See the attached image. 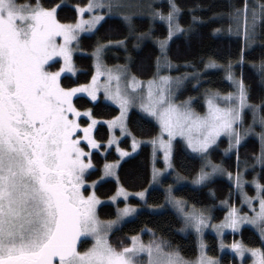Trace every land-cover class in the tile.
Instances as JSON below:
<instances>
[{"label": "snow or ice", "instance_id": "obj_1", "mask_svg": "<svg viewBox=\"0 0 264 264\" xmlns=\"http://www.w3.org/2000/svg\"><path fill=\"white\" fill-rule=\"evenodd\" d=\"M60 7L58 4L46 6L43 0H25L24 3L0 0V264H221L219 257L208 256L205 251L207 244L203 234L209 226L221 237L220 248H231L241 258L240 264H244L246 253L251 254V264H264V184L255 177L251 182L245 180L239 169L233 174L209 156L212 146L218 145L224 134L229 140L225 153L235 149L239 160L242 142L254 133L261 141V152L255 159L264 164V101L250 103L249 86L244 82L243 74L236 77L232 62H228L227 79L236 86V91L224 95L218 91H206L207 111L203 115L191 107L192 97L176 103L173 85L179 89L189 78L197 79L199 73H184L176 77L159 74L161 60L164 68L171 70L174 67L167 57L169 41L177 33L192 31V25L187 29L180 25L181 9L175 0H169L170 10L166 14L159 9L150 13L153 20L158 18L166 22L168 34L163 39L154 38L161 56L157 57V73L148 81L146 93L137 84L135 76L132 77L131 90L120 88V80L127 74V67L109 69L102 65L105 44H97L93 52L97 72L91 83L66 87L62 84V74H75L77 71L72 59L76 49L71 44L75 41L79 46L82 32L94 34L97 26L113 14L122 17L130 34L134 32V25L132 14L121 11L127 7L121 0H88L85 5H76L78 18L74 23H62L58 19ZM85 13L91 15L85 18ZM216 15H227L235 24V30L229 24L226 31L230 34L235 31L236 35L243 37L244 48L238 61L242 65L245 50L260 34L258 27L264 25V0H257L255 6L250 5L249 0H243L242 7H233L227 13ZM197 21L204 22L194 15L192 23ZM221 31L225 29H213L214 33ZM145 36H151V28L139 34V38ZM57 37H62L63 43H59ZM55 58H62L63 64L56 71H50ZM102 66L105 72L100 71ZM218 66L221 65L212 59L205 64L206 69ZM252 66L264 84V59ZM100 75L107 76L103 84L98 82ZM113 80L116 81L115 88L112 87ZM101 87L104 98L117 104L120 110L118 116L107 121L110 130L118 127L121 135H132L127 123L132 107H138L157 121L159 132L150 143L154 156L157 148L163 149L165 168L153 169V182H158L161 173L174 168L173 140L182 137L187 148L200 154L203 161L192 183L202 185L217 173L226 174L229 180H234L242 196L241 203L248 205L252 215L229 205L230 211L225 219L220 224H210L211 214L206 209H196L194 205L189 208L186 200L174 194L173 185L165 189L162 205H148V190L145 189L134 195L154 211H165L168 205L174 207L183 218V227L178 231L195 230L199 237L200 255L195 260L187 259L178 245H173L163 235L157 236L156 230L147 226L128 238L130 244L125 245L121 241L119 246L114 245L110 235L129 218L138 216L139 206L125 203L119 207L117 204L115 219L104 220L97 212L100 197L95 191L84 194L83 189L88 184L85 174L95 165L91 153L86 152L81 143L87 141L86 147L92 149L101 145L92 135L98 123L92 116V109L83 113L91 123L82 127L77 119L82 113L73 103L78 93H86L91 101H97ZM245 109H251L253 117L247 128H243ZM257 123L262 129L259 133H255ZM80 130L83 136L79 134ZM118 140L119 137L113 133L108 144ZM138 147L134 138L133 151ZM117 151L122 157L129 155L118 144ZM118 165L119 161L105 163L102 175L91 181V186L95 188L104 178L115 176ZM186 179L176 173L177 182ZM247 183L255 185L256 196H249L244 190ZM128 195L121 186L109 199L116 202L117 197L123 196L126 201ZM254 200H259V210L253 205ZM247 225L258 232L260 247H249L243 240L224 244L225 229L235 233ZM144 232L152 237L147 242L140 235ZM88 238L93 241L91 246L80 250L78 245Z\"/></svg>", "mask_w": 264, "mask_h": 264}, {"label": "trees", "instance_id": "obj_2", "mask_svg": "<svg viewBox=\"0 0 264 264\" xmlns=\"http://www.w3.org/2000/svg\"><path fill=\"white\" fill-rule=\"evenodd\" d=\"M25 2V0H19ZM88 0H43L46 6L52 4L61 5L58 9V19L63 23L74 22L77 19L76 5H84ZM128 7L124 12L132 14V23L134 32L130 34L128 26L122 17L113 14L106 17L105 21L98 25V30L93 33L83 34L79 38V46L73 55L74 65L77 68L75 74H63L62 84L66 87H72L77 84L88 82L94 72L93 51L97 44L107 45L103 50V57L108 65L126 64L130 72L139 79H149L156 76L157 57L161 56V50L154 38L163 39L168 34L167 24L158 18L153 20L150 13L154 9H159L165 14L169 9V0H127ZM180 7L179 16L180 25L187 29L192 25V31L181 32L173 36L168 43L167 57L170 58L174 67L169 70L161 65L160 73H169L173 76H182L184 73H199L197 79L189 78L179 88L176 99L183 100L192 97V108L197 112H202L205 106L206 91H218L224 93L231 91L233 85L227 79L226 66L229 61L232 62V71L236 77L243 74L244 82L249 86L250 103L260 104L264 101V84L261 83L260 74L253 64H259L264 59V25L259 26L257 31L260 33L250 47L245 50L244 63H238L241 49L244 48L243 37L226 31L229 24H232L235 30V24L227 15L219 16L216 14L227 13L233 7H242L243 0H175ZM257 0H249V4L255 6ZM149 5L151 7H149ZM201 17L203 23L197 21L192 23L193 16ZM151 28V36L139 38L140 33H146ZM222 28L225 31L214 33L213 29ZM124 40V44L116 43ZM112 43H108V42ZM212 59L216 61L218 67L205 68V64ZM58 62H53L50 69H56ZM163 63V60H161ZM73 103L80 110L92 109V116L95 118H110L115 116L119 109L117 106L98 99L93 102L85 95H77L73 98ZM264 114V113H262ZM248 114H244V117ZM82 124L88 119L82 117ZM128 126L130 130L139 138H151L156 135L158 125L156 122L132 109L129 112ZM94 138L101 142V150L105 149V142L108 138L109 130L106 124L98 123L94 128ZM129 139L126 137L121 140V146L128 148ZM260 144L255 136L247 137L239 148L238 163H243V159L252 162L258 154ZM210 158L218 164H223L234 172L236 167V152L226 156L220 154L219 146L215 145L210 149ZM91 158L94 168L86 174L87 179L94 180L100 176L103 165L108 160H115L117 154L113 148L102 154L100 150H93ZM173 162L181 173L185 176L194 175L201 166V158L189 151L180 139H176L173 146ZM245 162V161H244ZM160 164V162H159ZM151 168V147L148 143H142L139 150L121 161L117 168V180L128 190H138L144 188L150 179ZM228 169V170H229ZM264 183V167L260 173ZM170 178H165L163 184H167ZM117 181L115 179H105L95 187V193L98 197H108L116 189ZM229 190L232 186L224 178H216L200 186L182 184L175 189V194L188 202L189 206H195L199 209L220 208V203L231 200ZM214 193V195H213ZM165 191L161 186H155L148 190L147 203L150 205H159L164 202ZM98 214L102 218H110L115 215V206L104 202L98 206ZM218 219V217L216 218ZM182 221L178 214L169 206L165 211L143 208L138 216L130 218L117 230L110 235L114 245L119 246V242L130 244L128 239L132 235L140 232V229L147 226L149 229H155L156 235H163L169 239L173 245H178L182 255L188 259L195 258L198 252L197 240L195 234L191 231H178ZM241 240L249 246H261L259 235L256 231L244 226L239 233ZM145 241L151 239L148 232L142 233ZM207 251L210 255L219 254L217 238L211 233L205 235ZM91 244L90 239L84 240L80 244V250L87 248ZM221 261L224 264H234L236 258L229 252L221 255Z\"/></svg>", "mask_w": 264, "mask_h": 264}, {"label": "rangeland", "instance_id": "obj_3", "mask_svg": "<svg viewBox=\"0 0 264 264\" xmlns=\"http://www.w3.org/2000/svg\"><path fill=\"white\" fill-rule=\"evenodd\" d=\"M121 2L124 3L125 5H127V7H128V2H127V0H121ZM20 3H24V2H20ZM84 5H85V4H84ZM127 7L123 8L121 11L124 12V10H125ZM103 11L107 12V9H104ZM88 15H91V13H85V18H87ZM119 16H120V15H119ZM77 18H78V15H77ZM74 22H75V21H74ZM74 22H68V23H74ZM62 23H63V22H62ZM88 33H91V32H82V33L80 34V36H82L83 34H88ZM79 38H80V37H79ZM57 41H58L59 43H63V38H62V37H57ZM76 46H77L76 42H75V41L72 42L71 47H72L73 49H76L75 51H77ZM75 51H73L72 59H73V55H74ZM93 52H94V51H93ZM92 55H93V53H92ZM56 60H59V66H58V68L61 67L62 64H63V59H62V58H55L54 61H56ZM101 62H102V65H103V66H106V68H109V69H115L116 66H126V67H127L126 64L108 65V64L105 62V60H104L103 54H102V61H101ZM52 63H53V62H52ZM73 64H74V61H73ZM93 64H94V72H93L91 78L89 79L88 82L81 83V84H90L91 81H92V77H93V75H95L96 72H97V69H96V59H95L94 56H93ZM161 65H163L162 62H161ZM74 66H75V65H74ZM103 66H102L101 69H100L101 72H105V70H106L105 67H103ZM58 68H56V69H52V68H51V69H49V70H50V71H56ZM75 68H76V67H75ZM76 69H77V68H76ZM63 74H72V73H68V72H66V73H63ZM63 74H62V75H63ZM160 75H171V76H173L172 74H169V73H160ZM133 76H135V75H133V74L130 72L129 68L127 67V74H126V75H123V76L121 77L120 84H119L120 88H121V89L128 88L129 90H131V81H132V77H133ZM135 77H136V76H135ZM173 77H176V76H173ZM153 78H155V76H153V77H151V78H149V79H146V80L139 79V78L136 77L137 84H138L140 87L143 88L144 93H146V91H147L148 81H149V80H152ZM106 80H107V76H106V75H100V76L98 77V82L101 83V84H103L104 82H106ZM231 83H232V81H231ZM77 85H78V84H77ZM232 85H233V89H232L231 91L224 92V93H221V94L224 95V94H227V93H230V92H235V91H236V86H235L233 83H232ZM74 86H76V85H74ZM74 86H72V87H74ZM112 87H113V88L116 87V81H115V80L112 81ZM173 90H174V92H175L174 100H175L176 103H180V102L185 101V100L188 99V98H186V99H183V100H177V99H176V96H177V92H178L179 89L176 88L175 84L173 85ZM77 95H85L86 97H88L86 93H78ZM77 95H76V96H77ZM88 98H90V97H88ZM90 99H91V98H90ZM98 99H102V100H104V101H107V102H109V103H111V104L117 106L118 109H119V106H118L117 104H115L114 102H112V101H110V100H106V99L104 98L103 87H101L100 92L98 93ZM221 106H225V104L221 103ZM191 107H192V105H191ZM132 109H135V110L141 112L142 114L148 116L146 113L142 112L138 107H132V108L129 110V112H130ZM80 111H81L82 115H81L80 117H78L77 119H78V121L81 123L80 119H81L82 117H86V118L88 119V121H87L85 124H82V123H81V125H82V127L87 126L88 123H91V119H90L88 116L83 115V113L85 112V110H80ZM206 111H207V106H206V104H205V106H204L202 112H197V111H196V112L199 113V114H201V115H203V114L206 113ZM119 114H120V110H119L118 113H117L115 116H113V117H110V118H96L97 121H98V123H104V124H106L107 127H108V130H109L108 138H107V140H106L105 142H103L104 145H105V149H104V150H101L100 147H99V148H96V149H92V148H90V147H86V145H87V141H82L81 146H82V147H85V151H86V152H90V153H91L93 150H100L102 154H105L106 151H107L108 149L113 148L114 151H115L116 154H117V158H116L115 160H108V161H106L105 163H111V162H113V161H119V164H120L121 161H123L124 159L128 158L129 156L135 154V153L139 150V148H140V146H141L142 143H148V144H150V147H151V168H150V179H149L148 184H147L144 188H141V189H138V190H128V189H126L125 187H123V185L120 184V183L118 182V180H117V168H118V166H119V165H118L117 168L115 169V172H116V175H115V176H110V177H106V178H104V180L110 178V179H115V180L117 181V185H116V189H115V191L113 192V194H111V195L108 196V197H104V198H101V197H100L101 203L107 202V203L113 204V205L115 206V215H114L113 217H110V218H102V217L99 215L101 219H104V220H107V219H115V217H116V208H117V204L119 205V207H123L125 203L132 204V205H137V206H139V211H140L141 209H143V208H148L147 206H144V205L142 204V201H141V199H140L138 196H135V195H134L135 193L140 192V191H143V190H145V189L149 190V189L152 188V187H155V186H161V187H163V189H164V191H165V189L167 188V186L171 184V185H173V191H174V194H175V189H176V187H178V186H180V185H182V184H189V185H192V186H200V185H195V184L192 183V180H193V179L195 178V176L198 174V172H199V170H200V167H199L198 171H197L194 175H192V176H185L183 173H181V171H180L178 168H176V166H175V164H174V162H173V153H172V163H173V165H174V168H169V169H167V171L161 173V174L158 176V178H157L158 182H153V180H152L153 169H154V168H155V169H163V168H165V161H164V158H163V156H164L163 149L157 148V150H156V154H155V156H154V155H153V145L150 143L151 139H152L153 137H155V136L158 134V132H159V125H158L157 121H156L153 117L148 116V117L152 118V119L156 122V124L158 125V131H157V133H156L155 136H153V137H151V138H139V137H136L135 134L130 130L129 126H128V128H129V130L131 131L132 135H128L127 133H125L124 135H121L120 130H119L118 127L115 128V129L110 130V129H109V126H108V124H107V121L113 119L114 117L118 116ZM244 114H248L247 116L244 117V123H243V128H247L249 125L252 124V120H253V117H252V110H251V109H245ZM128 115H129V113H128ZM98 123H97V124H98ZM96 126H97V125H96ZM254 127H255V133H259V132L262 131L261 126L259 125V123H257ZM93 132H94V129H93ZM93 132H92V135L94 136ZM113 133L115 134V136L119 137V140H118L117 142L112 143V144H108V140H109V138L113 135ZM79 134H80L81 136H83L84 133H83L82 130H80V131H79ZM249 136H255V137L258 139V141H259L260 148H259V152H258V154L256 155V156H258V155L260 154V152H261V141H260V138H259V136L255 135L254 133H253V134H249L247 137H249ZM126 137L129 139V142H130L128 148L122 147L121 144H120V143H121V140L124 139V138H126ZM247 137H246V138H247ZM134 138H135L136 142L139 144V147L136 148L135 151H133V149H132V142H133V139H134ZM246 138H245V139H246ZM165 139H167V136H166V135H165ZM176 139H180V140L183 142L184 146L187 148V146H186V142L184 141V139H183L182 137H176V138L173 140V146H174V142H175ZM117 144L119 145L120 148L125 149L126 151H128V152H129V155H128V156H123V157H122L121 154H120V152L117 151ZM100 145H101V142H100ZM228 145H229V140H228L227 135L222 134V136H221L220 139L218 140V146H219V152H220V154H223V155L228 156V155H230L233 151L236 152V150L233 149L231 152L225 153L224 150H225L226 148H228ZM214 146H215V145H214ZM212 147H213V146H212ZM187 149H188L189 151H191V149H189V148H187ZM191 152H192V151H191ZM195 154H197V155L200 157V154H198V153H195ZM256 156H255V157H256ZM200 158H201V157H200ZM243 160H244L245 162L243 161V163H242L241 166H240V164H238V163L241 161V159L238 160V159L236 158V167H235V169H234V172H232V173L235 174V172L239 169V171L243 174L245 180L251 182V181L253 180V178L255 177V178H257V179L259 180V182H260L261 184H264V183L262 182V178H261V176H260V173L263 172L264 164L258 163V162L256 161L255 158H254V160H252V162H247L246 159H243ZM159 162H160V164H159ZM202 162H203V161H202V159H201V164H202ZM105 163H104V164H105ZM217 164H218V163H217ZM223 167H224V166H223ZM224 168H225V167H224ZM225 169H227V168H225ZM228 169H229V168H228ZM228 169H227V170H228ZM89 170H91V169H89ZM89 170H88V171H89ZM102 171H103V168H102ZM228 171H230V169H229ZM177 172H179L181 175H183V176L186 177L187 179H186V180H183V181H179V182H177V181H176V173H177ZM230 172H231V171H230ZM86 174H87V173H86ZM86 174H85V179L88 181V184L85 185V188H84L83 190H84V194H85V195H89L91 192L95 191V188H93V187L91 186V181H93V180H89V179H87ZM101 175H102V172H101L100 176H101ZM100 176H98V177H97L96 179H94V180H98V178H99ZM167 177L170 178V181H169L167 184H163V180H164L165 178H167ZM216 178H224V179H226V181H228V183L232 186V189H233V190H232V191L229 190V192H228V193H229V196H230V198H231V200H229V201L227 200V203H224L225 201H224V202H221V203H220V208H219V209H214V210H213V207L210 208V209H208V212H209V213L211 214V216L213 217V219L211 220L210 224H220V223L225 219V217H226V215L228 214V212L230 211V207H229V205H234L236 208L241 209L242 212H244V213H248L249 215H252V212H251L250 208L248 207V205H247V204H242V203H241L242 196H241L240 191L236 188L234 180H229L228 176H227L226 174H223V173H217V174H215V175L211 178V180L216 179ZM211 180H210V181H211ZM208 182H209V181H208ZM99 183H100V182H99ZM206 183H207V182H206ZM97 184H98V183H97ZM121 186H122L124 189H126L127 193L129 194V195H128V199L125 201V199H124L123 196H119V197H117V201H116V202H113V201L110 200L109 198L112 197V196H114V195L117 193L118 188H120ZM95 187H96V186H95ZM244 190L247 192V194H248L249 196H256V192H257V190H256V187H255L254 184H252V183H247V184H245V185H244ZM147 194H148V192H147ZM165 194H166V193H165ZM96 195H97V194H96ZM175 195H176V194H175ZM176 196H177V195H176ZM178 197H179V196H178ZM146 198H147V197H146ZM101 203H100V204H101ZM252 203H253V205L256 207V209L259 210V200H254ZM100 204H99V205H100ZM162 204H164V202H163ZM162 204H159V205H162ZM99 205H98V206H99ZM148 205H150V204H148ZM98 206H97V210H98ZM168 206H169L170 208H172V209L178 214V216L180 217V219H181V221H182V225H181V227H183V218H182L181 214H180V213H179L174 207H172L171 205H168ZM188 207L191 208L192 206H189V205H188ZM196 209H199V208H196ZM217 217H218V219H216ZM132 218H133V217H132ZM129 219H130V218H129ZM247 226L253 228L251 225H247ZM181 227H180V228H181ZM242 228H243V227H242ZM253 229H254V228H253ZM241 230H242V229H241ZM241 230H240V231H241ZM254 230H255V229H254ZM186 231H191V232H193V233L195 234V237H196V240H197L198 252H197V255L195 256V258H192V259H191V260H195V259L200 255L199 237L197 236V233L195 232V230L192 229V228H189V229H187ZM186 231H184V232H186ZM240 231L234 233L231 229H225V230H224V235H223V241H224V244H225V245H230V244L233 243V241H241V238H240V236H239ZM255 231H256V230H255ZM138 233H139V232H138ZM207 233H211V234L215 235V237L217 238V246H218L219 254H218L216 257H219L220 260H221V255H222L224 252H229V253L231 254V256H234V257L236 258V261H235L234 264H240V260H241V258H240L239 256H237L231 248H228V247H225L224 249H221V248H220V240H221V237L218 236V235L216 234V230H215L214 228H212L211 226H209V227H207V228L204 229L203 239H204L205 243H206L205 235H206ZM256 233L258 234L257 231H256ZM136 234H137V233H136ZM136 234H134V235H136ZM140 235H141V237H142V233H140ZM258 235H259V234H258ZM88 239H90V238H88ZM142 239H143V238H142ZM90 241H91V244H92L93 241H92L91 239H90ZM144 241H145V240H144ZM145 242H147V241H145ZM91 244H90L88 247H90ZM206 244H207V243H206ZM248 246H249V245H248ZM249 247H259V246H249ZM82 251H83V250H82ZM205 251L207 252V255H208V256H214V255H210V254L208 253V251H207V247L205 248ZM187 259H188V258H187ZM251 260H252L251 254H250V253H246V254H245L244 264H251ZM221 264H224V263L221 261ZM231 264H232V263H231Z\"/></svg>", "mask_w": 264, "mask_h": 264}, {"label": "flooded vegetation", "instance_id": "obj_4", "mask_svg": "<svg viewBox=\"0 0 264 264\" xmlns=\"http://www.w3.org/2000/svg\"><path fill=\"white\" fill-rule=\"evenodd\" d=\"M79 247H80V245H79ZM84 250V249H83Z\"/></svg>", "mask_w": 264, "mask_h": 264}, {"label": "water", "instance_id": "obj_5", "mask_svg": "<svg viewBox=\"0 0 264 264\" xmlns=\"http://www.w3.org/2000/svg\"><path fill=\"white\" fill-rule=\"evenodd\" d=\"M79 246V245H78Z\"/></svg>", "mask_w": 264, "mask_h": 264}]
</instances>
